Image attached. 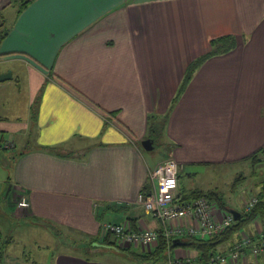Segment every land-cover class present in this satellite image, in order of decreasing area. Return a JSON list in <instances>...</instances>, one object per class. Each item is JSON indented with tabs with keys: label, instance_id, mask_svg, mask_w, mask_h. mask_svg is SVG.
<instances>
[{
	"label": "crops",
	"instance_id": "crops-1",
	"mask_svg": "<svg viewBox=\"0 0 264 264\" xmlns=\"http://www.w3.org/2000/svg\"><path fill=\"white\" fill-rule=\"evenodd\" d=\"M23 1L0 0V24L9 30L0 44V74L11 71L9 83L20 84L19 94L24 85L28 95L27 115L10 113V98L0 109V135L22 149L9 158L12 217L55 235V227L69 230L91 249L40 261L10 258L14 264H147L132 255L139 246L98 247L110 224L130 219L134 229H160L138 201L162 162L150 161L142 146L150 116L169 112L161 138L166 157L181 165L178 200L205 191L186 186V169L248 162L264 148V0H32L21 10ZM224 35L237 36L238 46L205 60L172 106L189 64ZM21 196L28 208L18 206ZM259 226L257 219L245 230ZM242 232L218 251H228ZM197 254L185 244L166 251L170 261Z\"/></svg>",
	"mask_w": 264,
	"mask_h": 264
},
{
	"label": "rangeland",
	"instance_id": "rangeland-1",
	"mask_svg": "<svg viewBox=\"0 0 264 264\" xmlns=\"http://www.w3.org/2000/svg\"><path fill=\"white\" fill-rule=\"evenodd\" d=\"M9 81L11 80H5L3 83H0V109H5L8 105L7 100L10 98V113L19 115L26 113L27 115L28 95L24 85L22 86V93L19 94L20 84L15 82L9 83ZM160 127L161 125L159 124L158 128L161 129ZM161 136L159 140L154 141V150H144L146 157L153 163L160 160L163 162L168 159L166 157L167 149ZM15 146L12 148H0V242L12 239L7 250L9 256L6 257L3 264H14L15 260L10 257H27L28 259L40 261L45 260L47 254L51 255V253L55 254L63 251L79 252L88 255L89 251H87V248H91L88 245L89 243L81 241L83 240L81 236L77 238L69 230L62 228L58 230V227H55V235L54 231L51 233L44 226H32L30 219H15L12 217L11 200L10 195H8L10 187L8 175L9 166L11 165L9 158L13 156V153L22 150L20 144ZM196 170L197 172L190 168L183 172L186 186L193 189L200 188L205 191L215 190L222 196L226 204L236 210H240L242 204L252 197H257L261 189L260 184L264 180L263 165L253 163L252 161H241L217 167L202 165L197 166ZM191 171L196 173L190 177L187 175V172ZM258 222L264 227L263 218H260ZM246 226L242 227L238 232L242 230L246 231ZM238 232L232 236L230 242L235 240L234 238ZM106 248L120 252L114 246L99 245L98 247V249L102 250ZM133 250H138V248H134ZM103 253H107L108 256L112 257L116 255L114 252H101L100 254ZM122 255L125 258L130 257L125 251L122 252ZM100 256L102 257V255ZM134 259L136 258L134 257ZM134 261L136 262V260ZM163 264H168V261Z\"/></svg>",
	"mask_w": 264,
	"mask_h": 264
},
{
	"label": "built area",
	"instance_id": "built-area-1",
	"mask_svg": "<svg viewBox=\"0 0 264 264\" xmlns=\"http://www.w3.org/2000/svg\"><path fill=\"white\" fill-rule=\"evenodd\" d=\"M13 141L0 140V148H12ZM181 165L173 157L160 163L151 173L149 181L152 189L149 193L142 191L138 201L149 215L160 223V229H134L131 221L121 224L107 225L103 237L110 232L118 238L120 247L139 246L148 252L157 244L160 235L171 240L181 237H197L200 239L212 237L224 231L235 221L234 215L223 213L206 197L192 200H178L177 190ZM258 198L252 197L245 202V212L250 211ZM20 208H28L29 201L25 196L18 200ZM220 210V212L218 211ZM218 211V213H217ZM259 220V218H258ZM256 232L244 231L228 251H217L211 258L210 264H264V227L260 223ZM252 258V262L248 259ZM168 264H199L194 259L168 261Z\"/></svg>",
	"mask_w": 264,
	"mask_h": 264
},
{
	"label": "trees",
	"instance_id": "trees-1",
	"mask_svg": "<svg viewBox=\"0 0 264 264\" xmlns=\"http://www.w3.org/2000/svg\"><path fill=\"white\" fill-rule=\"evenodd\" d=\"M32 2V0H25L21 4V10L26 8L29 3ZM9 30L3 27V23L0 24V44L1 42L6 38L8 35ZM239 44V39L235 35H224L221 37H218L216 39H213L211 41V50L196 58L194 61H192L186 71L185 77L181 83V86L178 89V92L176 96L174 97V101L172 103V106L176 104L178 99L180 98L181 94L184 92L185 88L188 86L189 81L193 77L195 71L198 69V67L208 58L214 56V55H219V54H225L230 52L231 50L235 49ZM106 116L109 117H114L116 116L115 112L113 111H105ZM36 116V112H34V117ZM108 118V117H107ZM106 118V119H107ZM169 118V112L165 115V117H161L159 115H153L149 117V131H148V137L154 139V141H157L160 139V136L165 129V125L168 122ZM106 125L109 123L108 121H105ZM159 124L161 125V129L158 128ZM3 135V134H2ZM0 135V140H4V137ZM2 148V147H1ZM42 150L46 151H54L58 153L59 155H64V156H73L74 152L67 151V152H62V147H59L58 145L55 146H45L42 145L40 146ZM84 155V154H83ZM250 159L253 163H258L263 165V174H264V148H262L260 151L252 154L250 156ZM149 184H146L144 189L145 193H149L152 189V185L150 181H148ZM261 189L257 194L258 201L254 205V207L248 211L245 212L243 210L239 211L242 214V217L238 220H235L232 225L227 227L224 231L221 233L214 235L212 237L208 238H197V237H185L184 242L185 245L197 250V256L194 258V260L199 263V264H210V260L212 256L218 251L217 247L229 241L232 236L238 232L242 227L245 225H248L258 218H263L264 219V180L260 184ZM188 196H191L193 199L197 197H206L211 203L215 204L217 207L223 209V210H229L232 211L233 209H230L228 207V204H226L223 201L222 196L215 190H209V191H199L195 190L188 194ZM228 211V212H229ZM130 220V219H129ZM46 226L51 227V224L46 222ZM104 231V230H103ZM1 236V235H0ZM99 237V236H98ZM96 238V240L98 239ZM12 239H8L6 241L0 242V264H3V261L7 257V248L10 244ZM103 245L107 246H114L118 247V238L112 235L110 232L106 233L105 237H103V240L101 242ZM173 246V239L169 240L165 238L163 235H160V238L158 240V244L154 247V249L144 252L140 251L137 253H132V255L140 260L141 262H146L147 264H163L167 260V255L166 251L170 247ZM121 250H127L128 248H122L120 247ZM184 262V261H181Z\"/></svg>",
	"mask_w": 264,
	"mask_h": 264
},
{
	"label": "water",
	"instance_id": "water-1",
	"mask_svg": "<svg viewBox=\"0 0 264 264\" xmlns=\"http://www.w3.org/2000/svg\"><path fill=\"white\" fill-rule=\"evenodd\" d=\"M11 78H12V72L11 71H9L7 73L0 74V82H3L5 80H9ZM142 146H143V148L146 151H152V150H154V148H155L154 147V139H152V138H145L144 140H142ZM231 213L234 215L235 220H238V219H240L242 217V214L238 210H236V209H233L231 211ZM183 244H185V243L182 242L181 239H179V238H175L173 240V245L174 246L183 245Z\"/></svg>",
	"mask_w": 264,
	"mask_h": 264
}]
</instances>
